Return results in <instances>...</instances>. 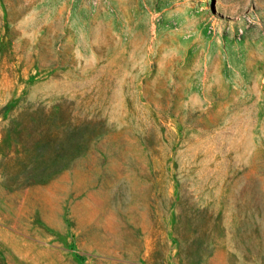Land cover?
<instances>
[{
    "label": "rangeland",
    "instance_id": "obj_1",
    "mask_svg": "<svg viewBox=\"0 0 264 264\" xmlns=\"http://www.w3.org/2000/svg\"><path fill=\"white\" fill-rule=\"evenodd\" d=\"M0 264H264V0H0Z\"/></svg>",
    "mask_w": 264,
    "mask_h": 264
}]
</instances>
